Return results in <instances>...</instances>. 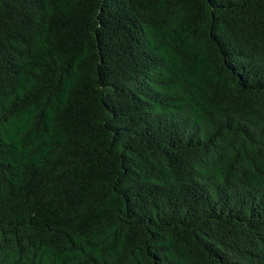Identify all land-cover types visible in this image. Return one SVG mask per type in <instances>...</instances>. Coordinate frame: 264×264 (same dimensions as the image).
Instances as JSON below:
<instances>
[{"label":"trees","instance_id":"1","mask_svg":"<svg viewBox=\"0 0 264 264\" xmlns=\"http://www.w3.org/2000/svg\"><path fill=\"white\" fill-rule=\"evenodd\" d=\"M0 264H264V0H0Z\"/></svg>","mask_w":264,"mask_h":264}]
</instances>
